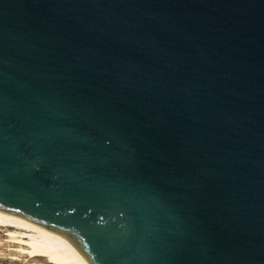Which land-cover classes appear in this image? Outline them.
Instances as JSON below:
<instances>
[{
    "label": "water",
    "instance_id": "95a60500",
    "mask_svg": "<svg viewBox=\"0 0 264 264\" xmlns=\"http://www.w3.org/2000/svg\"><path fill=\"white\" fill-rule=\"evenodd\" d=\"M0 211L88 264H264V0H0Z\"/></svg>",
    "mask_w": 264,
    "mask_h": 264
},
{
    "label": "bare ground",
    "instance_id": "6f19581e",
    "mask_svg": "<svg viewBox=\"0 0 264 264\" xmlns=\"http://www.w3.org/2000/svg\"><path fill=\"white\" fill-rule=\"evenodd\" d=\"M0 226L10 227L9 239L18 243L13 248L17 255L10 258L20 262L8 264H27L37 259L49 264H88L80 250L61 234L1 211Z\"/></svg>",
    "mask_w": 264,
    "mask_h": 264
},
{
    "label": "rangeland",
    "instance_id": "374dc122",
    "mask_svg": "<svg viewBox=\"0 0 264 264\" xmlns=\"http://www.w3.org/2000/svg\"><path fill=\"white\" fill-rule=\"evenodd\" d=\"M10 227L0 226V264L17 263L20 262L10 256L17 255V251L13 250L18 246V243L12 242L9 239ZM12 248V249H11ZM27 264H49L45 259L31 260Z\"/></svg>",
    "mask_w": 264,
    "mask_h": 264
}]
</instances>
